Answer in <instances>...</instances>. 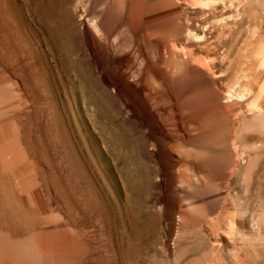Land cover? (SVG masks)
<instances>
[{
    "label": "rangeland",
    "instance_id": "1",
    "mask_svg": "<svg viewBox=\"0 0 264 264\" xmlns=\"http://www.w3.org/2000/svg\"><path fill=\"white\" fill-rule=\"evenodd\" d=\"M67 1L75 15L76 9L90 15L91 0H80L78 6L76 0ZM260 6H250L247 20L233 26L237 27L235 42L230 29L218 33L225 42L216 37L218 50L211 57L226 53L237 62L253 42L264 45V7ZM100 8L107 10L115 34L126 41L134 36L130 23L148 31L158 23L156 0H100ZM41 14L35 0H0V240L27 247L38 233L57 228L88 247L76 251L71 261L48 264H132L139 242L129 240L132 228L127 209L138 202L148 212L158 213L155 203L171 197L160 183L159 172L167 152L153 137L141 136L146 127L129 114L126 99L112 103L106 98V82L90 65L86 35L82 32L74 40L81 72L68 69L48 38ZM180 21L185 23L184 17ZM87 25L99 38L93 26ZM141 40L148 43L146 34ZM247 63L240 75L248 80L257 76L259 82L248 81L247 87L259 88L264 82L260 62ZM224 78L216 79L218 91L227 86ZM185 81L188 88L193 85L191 69ZM260 103L264 105V99ZM225 111L229 115L224 123L233 122V129L202 137L195 149V156L202 154L199 150L208 154L202 161L216 169L206 185L213 192L192 195L177 189L182 203L187 198L199 199L204 219L194 227L192 218L183 220L176 210L171 219L161 218L156 235L143 237L147 242L157 241L153 250L164 259L163 264H264V118L239 103ZM111 129L121 136L131 132L141 150L124 151ZM244 155L247 162L242 161ZM140 166L148 167L152 182L138 188ZM20 173L23 181H29L31 192H23ZM50 200L51 212L44 209ZM86 206L90 225L82 235L71 222L76 212L84 217ZM235 221L245 228L233 229ZM256 222L259 229L253 226ZM167 235L176 253L164 257L161 242ZM98 254L103 255L100 262L95 260ZM0 264L38 263L0 250Z\"/></svg>",
    "mask_w": 264,
    "mask_h": 264
},
{
    "label": "bare ground",
    "instance_id": "2",
    "mask_svg": "<svg viewBox=\"0 0 264 264\" xmlns=\"http://www.w3.org/2000/svg\"><path fill=\"white\" fill-rule=\"evenodd\" d=\"M78 1H75L76 6ZM35 2L42 9L40 20L46 27L48 38L59 50V58L66 68L81 72V60L75 57L74 40L83 32L90 40V65L101 73L106 82L103 87L106 98L112 103L117 99H126L129 114L146 127L145 134L141 136L153 137L167 152V161L159 163V172L162 175L160 183L168 188L171 197L155 203L158 213L148 212L146 205L137 202L127 209L126 215L132 228L129 240L132 244L139 242L132 264H160L159 261L163 264L164 259L153 250L157 241L147 242L143 237L149 233L156 235L161 218L171 219L176 210H179L181 219L192 218L194 227L198 226L197 220L204 219L199 199L187 198L182 203L177 196L179 187L192 195L201 194L204 190L213 192V188L206 189V185L212 175H216V169L209 162L202 161L208 157L205 152L199 150L202 154L195 156L201 138L230 132L234 123L224 121L233 109L228 114L225 108H233L237 103L248 106L264 118V105L260 103L264 99V82L259 88L247 87L248 81L257 84L259 78L256 76L248 80L240 75L241 67L247 61V66L259 61L260 69L264 71V45L257 46L258 42H253L248 54L237 62L226 53L211 57L218 50L216 37L222 39L218 33L230 29L235 42L237 27L233 26L247 20L245 13L250 6L257 3L264 7V0H156L158 23L153 25L152 31L142 30V27L130 23L134 33L131 41H126L120 33L115 34L107 10L100 8V0H91L90 15L78 9L75 15L67 0ZM255 16L260 18L257 14ZM183 17L185 23L180 21ZM88 23L99 38L92 34ZM142 34H146L148 43L141 40ZM98 53H101L100 57ZM189 69L194 81L190 88L185 81ZM219 78H224L227 85L223 91L216 89V79ZM201 101L204 105L200 104ZM242 120L247 122L246 117ZM220 121L223 123L218 124ZM110 133L124 151L141 150V143H137L131 132L121 136L111 129ZM13 137H18L16 130ZM192 145L194 147L190 149L188 146ZM242 161L247 162L245 155ZM19 163L22 164L21 158ZM149 172L146 166L137 169L138 188L150 185ZM22 179L24 174L20 173L22 183L19 184L23 192H31L29 181ZM44 206L51 212V209L54 210L53 200ZM118 211L121 213L119 208ZM69 212L72 213L70 207ZM83 213L84 217L76 212L77 218H72L71 222L80 227L82 235L83 229L90 225L87 206ZM78 217L83 220L81 223ZM256 224L254 228L259 229L260 223ZM245 226L238 221L232 224L233 229L239 230ZM59 232L57 228L43 230L27 247L9 245L0 240V250L16 252L21 258L29 257L38 264H48L71 261L76 251L88 247L86 242ZM170 239L167 235L161 242L164 257L176 253ZM95 260L102 261L103 255L98 254Z\"/></svg>",
    "mask_w": 264,
    "mask_h": 264
}]
</instances>
